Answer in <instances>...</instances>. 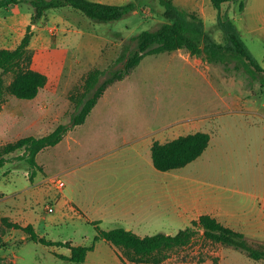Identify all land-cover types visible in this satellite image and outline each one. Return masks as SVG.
Masks as SVG:
<instances>
[{
	"label": "rangeland",
	"instance_id": "rangeland-1",
	"mask_svg": "<svg viewBox=\"0 0 264 264\" xmlns=\"http://www.w3.org/2000/svg\"><path fill=\"white\" fill-rule=\"evenodd\" d=\"M31 1L0 7V48L13 49L21 42L35 11ZM134 1L138 3L135 11L111 22H97L67 6L47 11L33 24L27 58L20 63L47 74L48 82L35 99H20L7 89L17 75L16 67L0 70V145L25 135L41 136L61 123H70L76 109L75 98L84 91L89 71L121 67L123 64L116 61L124 46H134L135 35L144 29H156L166 21L160 0ZM201 3L205 5V0ZM182 8L196 12L218 42H227L218 16L206 14L205 17L189 7ZM222 11L228 12L237 28L245 22L240 32L245 45L264 66V41L250 33L249 15H238L242 12L239 1L226 4ZM241 19H244L242 25ZM97 28L113 41L98 47L92 39L87 41L80 36L82 29L97 31ZM164 126L173 128V139L198 130L211 134L203 154L188 165L173 169V173L201 180L205 204L214 215L245 232L252 243H264V72L244 57L213 63L180 49L145 56L128 78L108 89L86 123L69 129L68 136L73 138L70 147L62 143L60 155L57 145L39 153L38 160L44 170L36 171L33 179L27 160L18 158L23 152L9 154L13 158L0 172V253L4 254L0 264H76L56 255L57 250H66L67 246H48L30 238L21 243L24 231L14 230L5 222L6 217L11 222H25L26 218L15 221L16 213L21 211H32L33 225L42 236L92 244L97 230L84 213L65 226L55 221L47 226V231L43 227L47 219L57 220L59 187L53 177L60 174L66 184L72 180L64 169L78 175L75 182L85 189L89 202L93 203L98 197L105 201L107 191L117 189L124 181L160 180L161 189H167L165 174L159 177L149 172L153 170L148 159L152 158L150 149L141 156L131 143L123 141L150 131L155 133ZM110 163L130 173H97ZM99 180L106 184L97 183ZM145 188L156 186L148 184ZM155 191L160 192L157 188ZM49 204L53 205L52 211L48 210ZM193 220L173 211V222L151 220L155 224L138 230L141 235L175 234ZM100 224L112 228L108 222ZM10 236L15 243H21L12 250H9ZM106 243L105 240L98 248L109 249L110 243ZM108 256L102 255L106 260ZM94 259L90 256L86 264ZM158 264H264V259L255 260L243 249L212 243L198 235L191 244L172 250Z\"/></svg>",
	"mask_w": 264,
	"mask_h": 264
},
{
	"label": "trees",
	"instance_id": "trees-1",
	"mask_svg": "<svg viewBox=\"0 0 264 264\" xmlns=\"http://www.w3.org/2000/svg\"><path fill=\"white\" fill-rule=\"evenodd\" d=\"M22 0H0V7H11ZM236 0H211L218 10V24L227 36V42H218L206 29L204 20L196 12L188 11L178 6L174 0H160L164 6L166 21L156 29H144L134 36L135 45L124 46L116 63L110 69L93 68L86 77L84 91L75 98L76 109L72 113L70 123H61L47 134L25 135L15 141L0 145V172L13 158L9 154L21 150L18 158L29 163L32 172L44 170L39 163L38 154L51 146L58 144L73 126L85 123L87 117L97 105L105 92L119 81L128 78L139 66L145 56L166 51L187 49L192 55L203 57L213 63L226 62L230 57H244L259 71L264 72V66L248 50L242 35L228 12L222 11L225 3ZM239 1V9L244 10L246 0ZM35 11L26 33L16 48H0V70L16 67L17 75L8 85V91L20 99H33L47 84L48 76L44 72L30 67H24L20 62L27 58L29 46L33 37L32 26L43 18L47 11L53 8L73 7L97 22L119 20L135 11L138 3L131 0L124 4L107 3L97 0H32ZM106 76L105 78H103ZM211 134L206 131H195L180 135L167 142L155 141L152 146V157L155 166L161 170L178 169L188 165L198 158L209 146ZM9 226L23 229L30 239L48 246H67L71 254L56 252L63 260L76 264L86 260L89 251L95 248L98 240H106L121 252V258L126 264L161 263L172 250L191 244L198 235L212 243L231 245L245 250L255 259H264V243H252L245 232L225 224L218 217L204 213L194 219L191 224L181 228L175 234L157 232L141 235L123 226L104 228L100 221H91L97 230L92 244L75 245L71 241L53 240L38 233L30 223L22 225L11 222L6 217ZM1 259V255H0Z\"/></svg>",
	"mask_w": 264,
	"mask_h": 264
},
{
	"label": "crops",
	"instance_id": "crops-1",
	"mask_svg": "<svg viewBox=\"0 0 264 264\" xmlns=\"http://www.w3.org/2000/svg\"><path fill=\"white\" fill-rule=\"evenodd\" d=\"M97 1L124 4L131 0ZM174 2L181 8L189 7L191 8V10H196L203 14L205 17L206 14H209L211 17H213L214 15L218 16V12L213 8L214 5L212 4L211 0H205V5L201 3V0H174ZM226 4L229 3L223 4L222 8ZM246 14H248L251 19V24L249 26L250 33L254 34L255 37L257 35L259 39L261 38L264 41V0H246L244 10L238 15L245 16ZM243 20L241 19V25ZM242 26L238 27L240 32ZM80 33V36L82 35L83 37H85L87 41L92 39L93 44L97 45L98 47H100L103 42L113 41V38H108L105 36L106 33H99L98 28L97 31L82 29ZM77 34L79 33L77 32ZM84 42L85 41H82L81 43ZM89 44H91V42H89ZM105 94L102 96V98L105 96ZM69 131L67 132L65 137L58 144H56L57 146H59L58 155H60V148H62V143L64 144L66 142L64 146H71L73 138H71V136H68V134L71 133ZM169 134L170 136H168ZM172 139L173 128L164 126L155 133L154 131H150L149 133H146L144 135L135 136L132 140H128L127 138H125L123 141L126 143H131V146L141 156L146 153L145 150L150 149L152 157V146L155 141L167 142ZM148 159L150 161V166H152L153 168V170L149 171L151 174L159 175V177H161V174H165V176L168 177L167 189H165L164 191L161 189L162 183L160 180L157 182H145L142 178L139 182L134 181L133 183H129V181H124L121 185L117 186V189H109L107 191V194H109L108 196L105 195V201L102 198L98 197L94 203L93 201L89 202V196L86 194L85 189L82 190L83 187L79 188V185L75 182V179L79 180L78 175H71L72 173H67L68 169H64V173L68 174L72 180L65 185L64 189H59V192L57 194V220L47 219V221H44L45 223L43 224V227H45V231L48 230L47 226H50V223H54L56 221L57 225L65 226L75 219L83 217L84 215H82V213L85 214V219L88 222L94 220H98L100 221V223L108 222L109 225H112V227L123 226L127 229H132L137 233H140V231L138 230L139 228L149 225L150 223L155 224V222L151 220L156 221L159 219H170L173 222V211H179L181 215H185L194 219L199 218L204 213L214 215L213 210L205 204L206 199L203 194L204 185L201 180H196V178H193L187 174L173 173V169H158L153 162V157H148ZM91 165L92 163H90V166ZM103 167L104 169L97 173H130L122 169L120 170L118 168V165L114 166L113 163L104 164ZM141 173L144 174L142 171ZM97 183L104 185L106 184V182L100 180ZM148 184L156 186V188L159 189L160 192H156V188H145V186ZM73 211L77 212L74 213ZM17 215L19 216V218L17 217ZM15 216V221H18L22 218L27 219L25 222L21 223L22 225L35 223L34 219H31L33 218L32 211H28L26 213H22V211L20 213L17 212ZM11 227L14 230L17 229L14 226ZM36 228L38 229V227ZM14 230H12V233L16 232ZM20 230L24 231L23 229ZM24 233L25 234H22L20 236V238L22 239L21 243H24L27 241V239H29L28 234L25 231ZM45 235L47 236V234ZM8 240H10L12 243L9 250H12L14 246L21 244L15 243L13 237L11 236ZM63 241L71 240L68 239ZM103 242H105V240H98L95 244V248L89 251L86 260L79 264H86V262H89L90 256H94L95 258L94 260H91L90 264H103L106 262L108 264H126L125 261H123V259L121 258V252L114 245H108L109 249H99V244H102ZM72 243L79 245L75 242ZM57 251L66 255L71 254V249L69 247L66 250ZM103 254H105V258H107V256L109 255V260L103 258ZM0 255L4 256L2 251ZM13 256V262H15L17 256L16 254H14Z\"/></svg>",
	"mask_w": 264,
	"mask_h": 264
},
{
	"label": "built area",
	"instance_id": "built-area-1",
	"mask_svg": "<svg viewBox=\"0 0 264 264\" xmlns=\"http://www.w3.org/2000/svg\"><path fill=\"white\" fill-rule=\"evenodd\" d=\"M54 181L57 182V185L59 187V189H64L66 183L64 181V179L62 177H60L59 175H56L53 177ZM48 206V210L49 211H52L53 210V205L52 204H49L47 205Z\"/></svg>",
	"mask_w": 264,
	"mask_h": 264
}]
</instances>
